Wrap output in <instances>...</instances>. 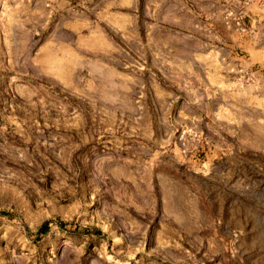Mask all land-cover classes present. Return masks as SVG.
Listing matches in <instances>:
<instances>
[{"label": "rangeland", "instance_id": "1", "mask_svg": "<svg viewBox=\"0 0 264 264\" xmlns=\"http://www.w3.org/2000/svg\"><path fill=\"white\" fill-rule=\"evenodd\" d=\"M263 11L0 0V264H264Z\"/></svg>", "mask_w": 264, "mask_h": 264}, {"label": "crops", "instance_id": "2", "mask_svg": "<svg viewBox=\"0 0 264 264\" xmlns=\"http://www.w3.org/2000/svg\"><path fill=\"white\" fill-rule=\"evenodd\" d=\"M128 4V8L130 10H136L137 6V0H126ZM151 2V0H142L143 6L148 7V3ZM258 17L255 18L257 21L255 29H252L254 31L255 36L257 37L256 45L253 48V52H250V55L253 59H255L257 62H259L263 67V70L259 71L258 76H263V83H264V56H262L261 52L264 51V11L258 13ZM133 24H135V20L133 17ZM251 50V49H250ZM249 50V51H250Z\"/></svg>", "mask_w": 264, "mask_h": 264}, {"label": "trees", "instance_id": "3", "mask_svg": "<svg viewBox=\"0 0 264 264\" xmlns=\"http://www.w3.org/2000/svg\"><path fill=\"white\" fill-rule=\"evenodd\" d=\"M7 213V212H5ZM50 229V223L47 221L43 223L39 228H38V236L45 235L49 232ZM97 233H102L101 230L96 229Z\"/></svg>", "mask_w": 264, "mask_h": 264}]
</instances>
